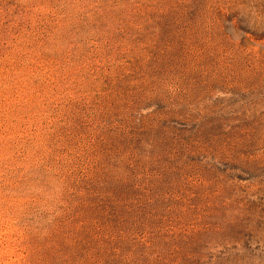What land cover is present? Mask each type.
<instances>
[{
  "label": "rangeland",
  "instance_id": "obj_1",
  "mask_svg": "<svg viewBox=\"0 0 264 264\" xmlns=\"http://www.w3.org/2000/svg\"><path fill=\"white\" fill-rule=\"evenodd\" d=\"M0 264H264V0H0Z\"/></svg>",
  "mask_w": 264,
  "mask_h": 264
}]
</instances>
